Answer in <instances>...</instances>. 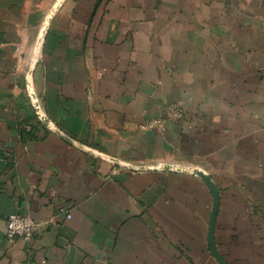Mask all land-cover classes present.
Instances as JSON below:
<instances>
[{
    "label": "crops",
    "instance_id": "0c3cea01",
    "mask_svg": "<svg viewBox=\"0 0 264 264\" xmlns=\"http://www.w3.org/2000/svg\"><path fill=\"white\" fill-rule=\"evenodd\" d=\"M210 244L264 264V0H0V264H221Z\"/></svg>",
    "mask_w": 264,
    "mask_h": 264
},
{
    "label": "built area",
    "instance_id": "2783aa9c",
    "mask_svg": "<svg viewBox=\"0 0 264 264\" xmlns=\"http://www.w3.org/2000/svg\"><path fill=\"white\" fill-rule=\"evenodd\" d=\"M168 114L174 120H178L182 112L176 105L169 106ZM162 121L156 120L154 122H150L148 127H161ZM20 131L26 133L34 132V125L30 122H25L20 125ZM37 224L36 222L26 213L23 212H13L10 213L5 222V237L8 239H12L15 237L22 238L24 240H29L35 233V228ZM45 260L42 259L38 262V264H44Z\"/></svg>",
    "mask_w": 264,
    "mask_h": 264
},
{
    "label": "water",
    "instance_id": "95a60500",
    "mask_svg": "<svg viewBox=\"0 0 264 264\" xmlns=\"http://www.w3.org/2000/svg\"><path fill=\"white\" fill-rule=\"evenodd\" d=\"M34 104H35L34 108H35V110H36V114H37V116H39V111L37 110L38 105H37V100H36V99H34ZM138 168H140V167H138ZM200 175H201V174H200ZM201 176H202V177L206 180V182L209 183L210 186L212 187L210 178H209L208 176H206V175H201ZM216 209H217V196L215 195V196H214V204H213V214H215ZM210 248H211V252H212V254L216 257V259H217L221 264H225V263L222 261L221 257L217 254V252H216V250H215L213 244H210Z\"/></svg>",
    "mask_w": 264,
    "mask_h": 264
}]
</instances>
